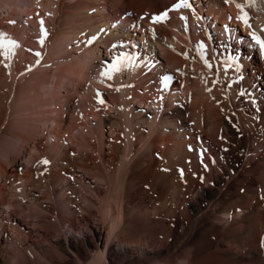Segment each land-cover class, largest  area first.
<instances>
[{"label": "rangeland", "instance_id": "rangeland-1", "mask_svg": "<svg viewBox=\"0 0 264 264\" xmlns=\"http://www.w3.org/2000/svg\"><path fill=\"white\" fill-rule=\"evenodd\" d=\"M63 1L67 6L71 3ZM18 2L19 7H12V0H0V162L9 172L23 165L20 170L25 178L10 174L0 176V231L5 233L0 234V257L4 254L5 258L3 263L0 260V264H226L216 247L228 249L226 240L229 237L233 241L242 240L241 234L231 233L227 229L228 226H239L240 223L237 220L230 223L223 221V218L229 220L233 217L231 214H220L215 204L207 202L206 207H201L203 190L213 185V174H219L222 166L227 163L228 157L221 156L225 149L221 141L209 146L202 140V147L197 143H187L185 147L188 157L186 163L181 165L183 167L172 163L170 168H165V143L160 138L156 146L142 148V143L137 139L142 137L147 140L148 129L142 127L134 116L133 135L129 138L130 141L134 140L132 148L125 133L116 129L117 133L114 135L118 141L120 139L116 151L120 153V161V158L125 159L121 166L118 165L120 161L116 166H108L101 158V152L115 136L109 135L108 127L102 123L111 114V107L115 106L113 99L120 96L114 76L101 80L106 88L99 90L95 88V82L86 84V76L75 79L70 73H67V77L64 71L57 88L52 87L56 80L51 76L57 72L58 67L64 66L60 65V60H70L73 55V46L66 47L61 39L60 30L65 18L63 14L61 19L57 18L59 13L55 10L60 7V0H40L39 5H35L33 1L30 14L23 5L25 0ZM197 9V16L206 18L207 31L203 30V22L199 18L194 19L206 45L208 36L218 34L217 26L221 29L234 27L236 34H243L242 38L254 39V32L251 30H248L249 34H245L240 25L235 23L233 26L229 22L224 25L207 15V12ZM146 30L150 31L149 27ZM193 33L192 29L191 42L196 45ZM137 34L141 35L139 32ZM236 34L233 35L235 38ZM113 60L111 58L108 61ZM259 61L264 67V61L261 58ZM209 65L210 71L207 66H203L207 71L202 74H206L207 80L210 78L207 84L210 87L213 84V89L206 88L202 82H197L202 86L193 82V87L188 90L190 96L198 94V97H202V122L197 123L199 127L202 125L199 129L202 139L210 134L212 102L209 97L212 95L221 100L224 108L241 105V113L246 118H251V121L256 120L254 106L247 97V75L228 70L229 79H225L226 86H222V89V84L218 81L220 67L213 61L208 62V67ZM153 72L154 68L150 67L151 76ZM91 73L95 74L94 70ZM40 74H44V77ZM211 74L214 82L211 81ZM39 78L45 80L39 81ZM71 81L76 84L75 89L71 87ZM91 87L98 91L94 95L90 93L97 112L91 109L87 99L79 100V96L54 101L50 98L52 89L59 95L69 88L82 93V90L89 91ZM183 87L178 81V89L182 90L185 88ZM132 90L139 91V88L132 86ZM99 91L106 94L100 95ZM25 95L29 98V103L21 106ZM131 111L134 113V109ZM21 113L25 114L24 119L26 117L24 124L20 122ZM49 116L62 117L65 121L71 119L73 125L66 122L61 129H55L54 123L46 119ZM79 120L83 124H78ZM221 132L227 138H232L224 126H221ZM25 133L26 137L23 135ZM69 137L77 140L74 146L76 151H73L71 159L85 165L87 169L85 173L74 170L54 175L55 169L58 170L56 165L59 157L53 145L58 140L65 141L60 151L66 152ZM147 149L151 151L143 152ZM261 149L264 150L263 147ZM30 154L28 160L31 162L26 160ZM28 169H31V174ZM160 172L166 175L158 180L156 175ZM234 176L233 184L239 186L240 194H245L248 186L256 179L254 175H246L244 180L235 174ZM255 183L260 189L262 200L258 208L264 211L263 181L256 179ZM236 197H228L221 203L227 207L235 203ZM213 224L216 228H211ZM95 226L105 229L104 234L112 229L117 244L115 255L106 253L104 257H99L98 251L87 247L85 237L91 236ZM258 227L260 232H257L258 229L255 233L264 234V227ZM202 234H209L208 241H202ZM68 236H74L83 248H69ZM262 238L264 236L255 245L258 253L254 261L257 264H264ZM174 246L177 247L176 251ZM230 261L236 262L231 258Z\"/></svg>", "mask_w": 264, "mask_h": 264}, {"label": "bare ground", "instance_id": "bare-ground-1", "mask_svg": "<svg viewBox=\"0 0 264 264\" xmlns=\"http://www.w3.org/2000/svg\"><path fill=\"white\" fill-rule=\"evenodd\" d=\"M18 1L20 0H12L13 5L10 6L19 7L18 3L20 2ZM33 1L35 5L40 4V0H25V3L23 2L28 13ZM66 1L71 3L67 6L63 0H60V5H58L60 7H56L55 10L59 13L57 18L61 19L62 14L65 18L64 24L62 23L63 20L61 21L63 27L60 30L62 35H60L66 47L69 45L73 46L71 49L73 55L70 60H60L62 64H59L61 66L64 64V66L62 68L58 67L60 71L57 69L58 73H53V77L51 76V78L56 80L52 87L57 88L64 71L66 74L70 73L75 76V79H81L83 75L86 76V84L87 82H95L94 86L99 90H105L106 88H104L105 84L101 80L105 77L114 76L120 96L113 99L115 106L111 107V114L105 117L103 123L102 121L101 123L108 127L109 135L114 137L116 129L119 128L118 130L124 132L127 139H129L130 135H133L131 134L135 123L133 119L136 116L137 121L141 123L142 127L148 129L149 134L147 140L142 137L137 139L142 143V148L156 146V142L160 138L161 142L165 143L164 161L162 160L165 168H170L172 163L180 164V167H183L181 165L186 163L188 157H186L185 147L187 143H197L198 146L202 147V140L209 146H214L216 142L221 141L222 144H220L225 148L222 152L226 153H221V156L228 157L227 163L222 166V171H219V174H213V185L203 190L201 207H206L207 205L205 206V204L207 202L215 204L220 214H231V217H233L229 220L223 218V221L230 223L237 220L240 223L239 226L231 225L227 229L231 233L241 234L243 239L233 241L229 237L226 240L228 249H223L220 246L216 247L222 253L223 261L226 264H257L254 261L258 253L255 245L264 236V234L255 233L259 229L258 225L264 227V211H260L258 208L262 201L259 195L260 189L255 183L256 179H261L264 186V150L261 149L262 147L264 148V67L259 61V58L264 61V51L261 50L256 39L248 40L247 38H242L243 34H236L234 27L221 29L218 26L216 27V25L213 26L216 27L218 34L208 36V45H206V41L202 38L201 30L197 28L198 24L194 19L199 18L203 22V30L207 31L206 18L197 16L196 8H198L199 11L207 12V15L218 19L224 25L229 22L234 26L236 23L242 27L245 34H249L248 30H251L255 36L264 40V0H187L188 7L182 6V0ZM177 5L181 6L177 7ZM115 8L116 11H114ZM165 13L166 16L164 15ZM153 17L162 18L154 21ZM121 20H124L123 23L118 24ZM61 23L60 26H62ZM146 27H149L150 31L146 30ZM192 29L195 42H197L196 45L191 42L190 31ZM137 32L141 33V35L137 34ZM234 34L237 35L236 38L233 36ZM239 38L244 41H240ZM111 54L114 55L111 56ZM111 58L114 60L109 62L108 60ZM212 61L220 67L221 71L218 81L222 84L221 87L226 86L225 79H229L228 70H235L240 72L241 75H247V97L254 106L256 120L253 119L251 121V118H246L240 111V108L242 109L241 105L235 104L236 106L231 105L233 108H224L221 100L219 101L215 95L208 92L212 95V97H209L210 102H212V107H210V134L202 139V132L199 130L202 125L199 127L197 124L202 122V97H198V94H195L196 96L191 94L192 96H190L188 90H190L191 86L193 87V82H202L206 88L210 87L207 84L210 78L208 77L209 80H207L205 78L206 74L204 73L205 76H203L202 72L207 71L203 66H207L210 71L208 62ZM59 64L58 66H60ZM144 65L148 67H143ZM150 67L154 68L152 76L149 73ZM93 70L95 74L91 73ZM41 75L43 76L44 74ZM41 80L45 79H40L39 81ZM178 81L184 85V89H178ZM211 81H213V77ZM197 84L202 86L201 83ZM75 85L72 83L71 87L75 89ZM212 85L210 89L214 87ZM132 86L138 87L139 91H133ZM72 88L63 91L64 93L59 95L53 89H50V98L54 101L60 98L72 99L79 96V100L81 98L87 99L90 103L89 105L92 106L91 109L97 112L94 100L90 96L91 94L94 95V92H98L95 91L94 87L89 88V91L84 89L82 93L72 90ZM98 94L104 95L106 92L99 91ZM27 98L26 95L23 97L21 106L22 104L23 106L28 105L29 98ZM132 106L134 107L132 108ZM133 109L134 113L131 111ZM21 114L19 115L20 122L24 124L26 117L24 119L25 114ZM46 119L54 123L55 129H61L66 122L68 125H73L71 119L65 121L64 118L58 116H49ZM80 122L79 120L78 124H83ZM221 126L227 128L232 138H227L226 134L221 132ZM23 135L26 137L27 133ZM116 137L101 152V158L107 162L108 166H116L117 162L120 161V153L116 151L120 139L118 141ZM68 141L66 152L60 151L65 141L61 142L58 140L53 145L59 157L56 165L59 171L55 169L54 175L58 174V172L60 175L61 172H74V170L85 173L87 169L85 165L80 162V164L76 163L73 158L71 159L74 156L73 151H76L74 146L77 140L75 141L69 137ZM133 144L134 140L130 141L129 139L130 148H132ZM150 151L147 149V151L143 152L148 153ZM30 157L31 154L26 160L30 161L28 160ZM120 159L119 166L123 164L122 160L125 158ZM22 166L11 168L12 172H9L6 166L1 164L0 176L5 177L10 174L24 179L25 174L20 170ZM28 173L31 174V169H28ZM32 173L34 174V172ZM234 174L243 180L246 175L256 176L255 181L251 186H248L249 189L245 194H240L239 186L233 184ZM165 175L160 172L156 177L159 180ZM235 195L237 196L235 203L224 207L221 202ZM212 227L216 228L214 224ZM92 231L93 233L90 234V237H85L87 247L95 249V252L98 251L99 257H104L106 253L109 255L117 253V244H115V236L112 229L104 234L105 229L95 226ZM14 232L17 233L15 230ZM257 232H260V229ZM0 234L5 233L2 230ZM206 235L202 234V241H208L209 234ZM68 237L69 248L77 250L83 248V245L74 236ZM176 249L177 247L174 246L175 251ZM230 258L236 262L231 263ZM4 259V254H2L0 257L1 263L4 262Z\"/></svg>", "mask_w": 264, "mask_h": 264}, {"label": "snow or ice", "instance_id": "snow-or-ice-1", "mask_svg": "<svg viewBox=\"0 0 264 264\" xmlns=\"http://www.w3.org/2000/svg\"><path fill=\"white\" fill-rule=\"evenodd\" d=\"M181 5H177V7H179ZM182 6L184 7H188L189 5L187 4V0H182ZM166 16V13L164 14ZM162 17H153V20L156 21L158 19H161ZM253 38L256 39L257 43L260 45V48L262 51H264V40H261L259 37L255 36V34H253Z\"/></svg>", "mask_w": 264, "mask_h": 264}]
</instances>
